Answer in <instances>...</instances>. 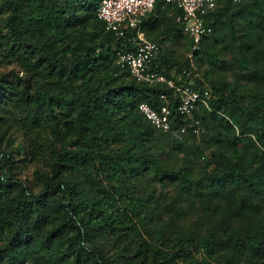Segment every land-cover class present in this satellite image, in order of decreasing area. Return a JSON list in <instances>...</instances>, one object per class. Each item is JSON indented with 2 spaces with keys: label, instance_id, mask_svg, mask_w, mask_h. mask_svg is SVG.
<instances>
[{
  "label": "trees",
  "instance_id": "1",
  "mask_svg": "<svg viewBox=\"0 0 264 264\" xmlns=\"http://www.w3.org/2000/svg\"><path fill=\"white\" fill-rule=\"evenodd\" d=\"M100 1L0 0V264H264V154H253L257 163L248 165L235 147L216 149L198 176L185 166L169 169L156 155L161 129L138 106L159 110L167 94L169 132L200 128L199 120L202 135L252 131L262 145L264 112L255 104L242 108L223 85L209 83L207 72L212 96L209 108L199 107L222 124L216 128L198 111L178 114L171 88L138 81L117 62L128 43L98 19ZM243 3L224 2L207 18L212 32L201 40L199 64L202 54L211 58L206 40L221 20L246 15L242 44L264 40V0ZM175 13L157 1L140 28L160 46L179 39ZM245 56L240 62L249 63L253 79L264 71V46ZM185 64L162 46L154 62L167 77ZM257 111L262 121L251 130L241 114L256 122ZM27 164L31 182L17 171ZM148 173L191 188L203 207L202 230L163 220V212L177 209L158 204L155 188L143 181Z\"/></svg>",
  "mask_w": 264,
  "mask_h": 264
},
{
  "label": "rangeland",
  "instance_id": "2",
  "mask_svg": "<svg viewBox=\"0 0 264 264\" xmlns=\"http://www.w3.org/2000/svg\"><path fill=\"white\" fill-rule=\"evenodd\" d=\"M246 3L247 0H244L243 4ZM245 27L246 15L242 17L235 15L231 21L221 20L220 25L213 31V40H206V44L213 45L210 52L211 58L202 54L203 61L199 65L202 68L203 75L208 72L207 80L209 83L212 81L216 86L223 85L231 98L243 101L242 108L247 109L255 104L260 112H264V103L259 99V94H264V71L251 79L249 63L243 64L240 62V58L246 59L245 54L248 57L256 56L258 48L264 46V40L258 41L261 42L260 46L258 42L252 48L244 46L242 42L246 40V35H248V30ZM162 43L163 52L166 53L169 59L179 64L185 62L189 49L188 40L185 36L179 39L165 38ZM255 63L261 66L262 58L260 57ZM12 67L13 65H8L4 69ZM250 80H253V82H250ZM196 111H198L200 117L204 116L206 121L214 124L216 128L222 124L220 118H214L206 113L204 115L200 107ZM256 113L252 115V118L255 116L258 118L256 122L250 116L241 114L242 119L248 121L251 130H254L262 121L258 116L259 112ZM222 116L229 117L228 113H222ZM192 119L194 118L192 117ZM195 123L200 128L197 132L185 128L182 134L183 141H185L181 144H179V141L182 138H176L173 134L174 130L171 132L169 130H158L156 132L158 147L156 155L165 159L167 168L178 169L185 166L192 174L198 176L206 170V157L213 150L223 149L229 152L231 148L235 147L248 165H256L257 163L253 160V154H264V145L256 139L252 131L246 135H240L238 129H236L234 133L224 132L222 138H217L214 136L215 131H208L207 133L204 131L205 136L202 135V129L205 130L204 125L199 120ZM190 134H194V138H189ZM10 135L11 133L5 137ZM14 135H16L18 141L21 139L19 134L14 133ZM210 136L212 138H209ZM248 136L252 140H248ZM13 156L16 157L17 155L14 153ZM32 169L33 166L27 164L20 171L19 169L17 171L23 180L31 182L33 181ZM143 181L155 188V196L159 197L158 204L160 206L177 209L172 210L170 213L163 212L162 218L164 221L174 217L178 224L187 229L202 230L203 224L200 217H202L203 207L199 204V199L195 198L194 192H190L191 188L186 185L180 186L177 181L168 182L165 180L164 183H160L155 180L153 173H148ZM215 200L218 199L215 198Z\"/></svg>",
  "mask_w": 264,
  "mask_h": 264
},
{
  "label": "built area",
  "instance_id": "3",
  "mask_svg": "<svg viewBox=\"0 0 264 264\" xmlns=\"http://www.w3.org/2000/svg\"><path fill=\"white\" fill-rule=\"evenodd\" d=\"M162 1L175 11V21L182 24V34L189 41L186 54V64L180 71L173 72L171 77L158 71L154 62L161 53V46L147 38L140 28L142 18L152 11L155 3ZM241 0H101L97 17L105 29L117 38L128 43V48H120L117 52V62L129 69L131 75L138 81L161 83L173 90V98H177L176 112L185 117H191L200 105L209 108L212 92L199 66L197 57L201 53V40L212 32V26L207 18L224 2L237 3ZM164 104L159 110L151 108L146 103L139 104V110L155 127L167 130L169 127V98L162 94ZM185 127L173 131L176 138L181 139ZM197 132L198 128L192 129Z\"/></svg>",
  "mask_w": 264,
  "mask_h": 264
}]
</instances>
